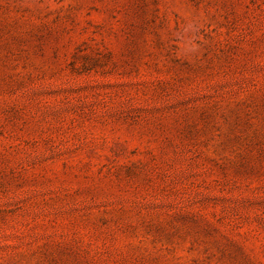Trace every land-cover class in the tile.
<instances>
[{"label": "rangeland", "instance_id": "1", "mask_svg": "<svg viewBox=\"0 0 264 264\" xmlns=\"http://www.w3.org/2000/svg\"><path fill=\"white\" fill-rule=\"evenodd\" d=\"M0 264H264V0H0Z\"/></svg>", "mask_w": 264, "mask_h": 264}]
</instances>
